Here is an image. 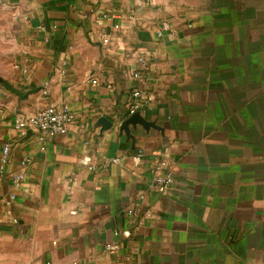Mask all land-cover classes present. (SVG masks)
I'll list each match as a JSON object with an SVG mask.
<instances>
[{
  "label": "crops",
  "instance_id": "0c3cea01",
  "mask_svg": "<svg viewBox=\"0 0 264 264\" xmlns=\"http://www.w3.org/2000/svg\"><path fill=\"white\" fill-rule=\"evenodd\" d=\"M5 145L0 264H264V0H0Z\"/></svg>",
  "mask_w": 264,
  "mask_h": 264
},
{
  "label": "built area",
  "instance_id": "2783aa9c",
  "mask_svg": "<svg viewBox=\"0 0 264 264\" xmlns=\"http://www.w3.org/2000/svg\"><path fill=\"white\" fill-rule=\"evenodd\" d=\"M118 28V26H115ZM164 30L169 29V25L165 23L163 25ZM109 39L104 35L103 42L108 43ZM64 74V72H63ZM135 77L139 76L135 74ZM97 81H93L96 84ZM141 105L140 93L137 90L132 91V104L129 109L130 115H134L138 112ZM76 120V115L67 106H57L49 105L41 109L35 114H23L15 121V128L21 134L25 135L28 131H35L38 134V142L40 144V151H46V141L49 134L53 135H65L69 132L70 127L74 124ZM10 148L5 145L0 159L1 168L5 166L8 162V155ZM117 161V160H115ZM30 161L28 159L24 160L21 165L23 168L29 165ZM166 167V162L162 160H156L152 171L155 174V178L158 184L163 187H169L173 184V176L167 174L166 176L159 175L162 169ZM23 177L22 174H18L14 177L13 182L18 186Z\"/></svg>",
  "mask_w": 264,
  "mask_h": 264
},
{
  "label": "water",
  "instance_id": "95a60500",
  "mask_svg": "<svg viewBox=\"0 0 264 264\" xmlns=\"http://www.w3.org/2000/svg\"><path fill=\"white\" fill-rule=\"evenodd\" d=\"M137 123L148 124L145 121H143V119L140 116H138V114H134L131 115L129 119L125 121L123 128H126L129 124H137Z\"/></svg>",
  "mask_w": 264,
  "mask_h": 264
}]
</instances>
